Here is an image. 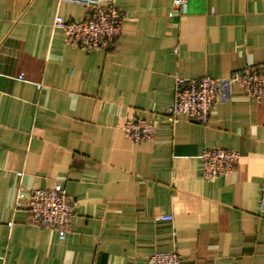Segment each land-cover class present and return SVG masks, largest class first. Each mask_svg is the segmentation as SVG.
Instances as JSON below:
<instances>
[{
	"label": "crops",
	"instance_id": "0c3cea01",
	"mask_svg": "<svg viewBox=\"0 0 264 264\" xmlns=\"http://www.w3.org/2000/svg\"><path fill=\"white\" fill-rule=\"evenodd\" d=\"M171 2L116 0L115 46L87 52L52 26L85 7L0 0V264H145L171 249L181 264H264V101L227 83L207 123L163 115L176 78L264 65V0H189L182 18ZM136 119L157 122L151 141L124 137ZM213 148L239 159L208 181L198 156ZM19 185L64 187L63 239L14 211Z\"/></svg>",
	"mask_w": 264,
	"mask_h": 264
},
{
	"label": "built area",
	"instance_id": "2783aa9c",
	"mask_svg": "<svg viewBox=\"0 0 264 264\" xmlns=\"http://www.w3.org/2000/svg\"><path fill=\"white\" fill-rule=\"evenodd\" d=\"M188 1L172 0L168 17H184ZM59 2L80 5L88 9L87 16L82 19H64L60 15H55L52 26L64 33L69 46L87 52L109 51L115 46L124 19L116 6V0H59ZM227 83L239 85L244 95L251 100L264 101V65H261L235 71L228 79H214L209 76L176 78L173 100L165 107L163 115L171 124L176 123L181 117L194 123H207L215 101ZM119 129L128 141L144 143L154 138L158 124L153 120H127ZM198 159L202 177L208 181H215L234 171L239 155L213 148L202 151ZM258 208L259 213L264 214V177L260 185ZM13 209L24 211L32 225L56 230L60 239L65 237L73 215V205L62 185L30 191H25L19 185ZM171 220V216L160 217V221L163 222ZM145 264H181V257L175 249L155 252L147 258Z\"/></svg>",
	"mask_w": 264,
	"mask_h": 264
}]
</instances>
